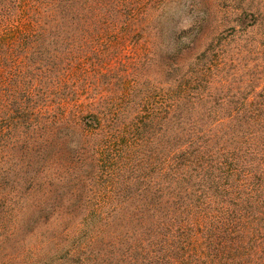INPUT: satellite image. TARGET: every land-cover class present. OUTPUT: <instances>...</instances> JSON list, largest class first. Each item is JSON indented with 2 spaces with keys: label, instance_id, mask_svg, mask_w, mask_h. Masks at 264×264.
Wrapping results in <instances>:
<instances>
[{
  "label": "trees",
  "instance_id": "trees-1",
  "mask_svg": "<svg viewBox=\"0 0 264 264\" xmlns=\"http://www.w3.org/2000/svg\"><path fill=\"white\" fill-rule=\"evenodd\" d=\"M0 264H264V0H0Z\"/></svg>",
  "mask_w": 264,
  "mask_h": 264
}]
</instances>
